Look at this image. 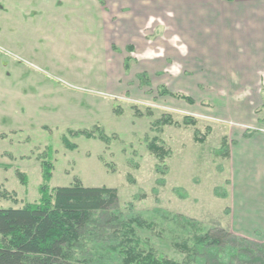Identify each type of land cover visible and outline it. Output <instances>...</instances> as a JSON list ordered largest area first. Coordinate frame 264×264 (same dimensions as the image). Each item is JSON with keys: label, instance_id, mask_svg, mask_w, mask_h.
<instances>
[{"label": "rangeland", "instance_id": "374dc122", "mask_svg": "<svg viewBox=\"0 0 264 264\" xmlns=\"http://www.w3.org/2000/svg\"><path fill=\"white\" fill-rule=\"evenodd\" d=\"M48 2L0 0V209L38 202L45 152L53 166L49 188L116 190L117 208L131 206L150 225L137 232L156 256L257 264L232 257L244 247L239 238L252 249L264 246V205H244L252 200L244 194L264 197L256 163L239 159L258 149L242 142L254 133L240 124L244 115L210 107L190 79L174 77L170 50L155 53L150 32L151 50L122 65L126 36L105 51L88 18ZM98 131L108 143L79 134ZM239 134L241 141L232 139ZM211 230L233 239L211 248L212 259L193 256L195 238Z\"/></svg>", "mask_w": 264, "mask_h": 264}, {"label": "crops", "instance_id": "0c3cea01", "mask_svg": "<svg viewBox=\"0 0 264 264\" xmlns=\"http://www.w3.org/2000/svg\"><path fill=\"white\" fill-rule=\"evenodd\" d=\"M52 2L51 6L56 10L70 6L69 13L88 18V27L102 34L100 47L105 51L118 46L119 39L126 36L124 48L127 52L122 65L151 50L152 46L144 37L150 32L155 40L152 49L155 53L170 50L169 58L175 65L174 77L190 79L193 91L204 92L207 98L202 97L210 107L221 108L222 113L238 111L244 115L240 124L244 129L251 128L254 136L243 137L246 141L242 142H250L258 149L248 150L249 154L244 152L243 158L239 159L247 160V156H251L252 162L256 163L253 173L264 177V0ZM41 9L43 7L34 12L42 14ZM83 26L76 29L81 30ZM131 34L135 36L130 39ZM129 50L137 54H130ZM179 88L176 90L180 91ZM209 97L216 100H208ZM205 101L200 104L205 106ZM232 139L241 141V134ZM244 195L252 199L244 205H264V197ZM260 231L264 236V230Z\"/></svg>", "mask_w": 264, "mask_h": 264}, {"label": "trees", "instance_id": "16d2710c", "mask_svg": "<svg viewBox=\"0 0 264 264\" xmlns=\"http://www.w3.org/2000/svg\"><path fill=\"white\" fill-rule=\"evenodd\" d=\"M79 134L108 143L100 131ZM65 147L75 149L68 143ZM45 154L39 160L42 184L38 202L0 209V264H179L156 256L141 242L137 231L151 227L131 212V206L126 212L117 208L116 190L79 185L49 188L53 166ZM17 175L24 184L26 177ZM230 237L223 230L203 233L195 238L192 255L204 252L212 259L211 248L228 246ZM237 241L244 247L233 258L238 254L240 261L264 264V246L252 249L246 239Z\"/></svg>", "mask_w": 264, "mask_h": 264}]
</instances>
